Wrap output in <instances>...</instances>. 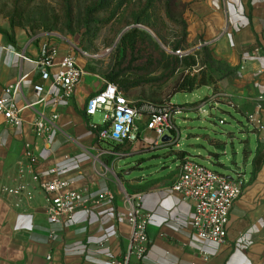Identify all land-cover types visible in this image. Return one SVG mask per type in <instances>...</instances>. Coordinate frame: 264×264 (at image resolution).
<instances>
[{
    "label": "crops",
    "instance_id": "crops-1",
    "mask_svg": "<svg viewBox=\"0 0 264 264\" xmlns=\"http://www.w3.org/2000/svg\"><path fill=\"white\" fill-rule=\"evenodd\" d=\"M188 2L194 3L189 9L188 43L201 38L219 66L214 73L206 71L213 82L203 87L212 91V97L191 109L198 110L221 94L226 100L218 105H227L246 118L257 113L258 98L264 95V0ZM15 42L11 45L0 33V95L22 79L20 106L41 98L45 101L23 113L19 128L9 127L0 118V264H110L113 259H124L132 237L127 194L139 196L142 209L151 215L147 255L142 263L132 258L130 264H264V111L259 115L263 128L250 127L244 146L248 157L244 171L234 170L235 174L243 171L246 186L230 214L228 243L218 245L193 234V206L172 187L180 174L182 155L206 167H218L223 173L215 172L229 178L233 170L220 161L219 155H203L205 148L200 145L193 146L196 156L181 151L179 117L166 141L147 128L146 116L139 123L140 141L136 144L100 141L93 126L101 127L104 118L98 124V113L93 117L86 114L89 99L107 86L95 67L99 57L73 46L56 45L61 56H74L84 72L69 97L61 100L64 91L44 81L36 66L55 44L49 45L46 38L34 43L19 35ZM37 86L44 87L45 92L36 93ZM54 114L58 120L52 141L36 139V120L41 115L49 120ZM196 138L218 147V141L209 135ZM27 144L37 155L35 162L26 158ZM34 175L40 182L65 179L89 195L91 203L78 210L73 223L52 226L45 194L32 179ZM19 183L28 186L30 199L1 192V187ZM105 192L111 193L113 200L96 203Z\"/></svg>",
    "mask_w": 264,
    "mask_h": 264
},
{
    "label": "rangeland",
    "instance_id": "rangeland-1",
    "mask_svg": "<svg viewBox=\"0 0 264 264\" xmlns=\"http://www.w3.org/2000/svg\"><path fill=\"white\" fill-rule=\"evenodd\" d=\"M188 3V0L170 4L169 0H103L100 6V0H0V31L9 33L15 41L17 35L34 43L46 38L49 45L84 50L99 57L95 67L105 76L121 59V39L136 23L143 25L140 29L147 33L145 38L166 56L175 52L177 43H182V48L193 51L194 55L198 52L196 48L200 51L207 47L201 38L191 45L188 43L189 9L194 4ZM198 60L197 67L179 69L168 81L162 80L161 72L152 74V83L130 91L126 98L134 105L170 101L181 108L177 115L180 150L196 156L193 146H203V155L208 152L219 155L220 161L233 170L229 176L234 178V170L244 171L248 160L244 147L251 131L248 119L227 105L208 103L202 109H191L212 97V91L205 87L173 96L178 83L204 73L201 57ZM103 118L104 113L99 112L95 122L101 124ZM221 120L225 124H220ZM200 134L217 140L218 147L211 146L206 139L198 141L196 135ZM251 146L253 152L254 141ZM207 166L223 173L218 167Z\"/></svg>",
    "mask_w": 264,
    "mask_h": 264
},
{
    "label": "built area",
    "instance_id": "built-area-1",
    "mask_svg": "<svg viewBox=\"0 0 264 264\" xmlns=\"http://www.w3.org/2000/svg\"><path fill=\"white\" fill-rule=\"evenodd\" d=\"M170 53L183 58L193 54V51L184 49ZM255 53L259 55L260 49H255ZM85 56L91 58L87 53ZM36 66L44 81H49L54 87L64 91L61 100L69 97V93L80 83L84 74L77 59L72 55L61 56L56 45L49 47L47 55L38 60ZM22 87L23 80L21 79L6 87L0 95V118L4 119L5 123L12 128L22 126L23 113L27 109L45 101V98H41L36 103L20 106L18 97L22 92ZM35 91L38 94H43L45 89L42 86H37ZM225 100L219 94L214 96L212 103L218 105ZM256 109L257 113L248 114L247 119L251 127L261 129L263 123L259 115L264 111V95L258 98ZM180 111L182 109L174 106L170 101L156 105L143 103L141 106H136L127 100L117 86L108 82L105 90L91 97L86 106V114L89 117H93L99 112L104 113L103 125L101 127L93 126L98 139L111 141L121 146H131L140 141L139 123L144 116L148 119L147 128L153 131L159 140L164 139L167 134L175 130V119ZM57 120V114L52 115L49 120L41 115L33 127L36 139L50 143L53 133L57 129L54 124ZM223 123L220 121V124ZM26 158L32 162L37 160V155L30 144L26 145ZM57 172L58 170H53L55 175ZM32 179L39 182V187L45 194L46 213L52 226L73 223L78 210L91 203L89 195L74 189L72 183L65 179L56 177L47 182H40L36 175ZM245 186L246 180L242 171H237L235 177L230 180L225 175L186 158L182 161L180 174L172 191L180 195L184 202L191 203L193 206V234L205 241L226 245L230 214L235 203L242 197ZM1 192L20 200L30 199L28 186L25 183H19L15 187L3 186ZM112 200L113 195L105 192L98 196L96 203H110ZM139 200V196L128 197L131 207L129 218V223L132 226L131 241L124 259H113L110 264H130L132 258L142 263L147 255L150 243L148 226L151 215L142 209ZM20 205L21 202H18V206ZM51 236H54V232Z\"/></svg>",
    "mask_w": 264,
    "mask_h": 264
},
{
    "label": "trees",
    "instance_id": "trees-1",
    "mask_svg": "<svg viewBox=\"0 0 264 264\" xmlns=\"http://www.w3.org/2000/svg\"><path fill=\"white\" fill-rule=\"evenodd\" d=\"M174 2L176 0H169V4ZM102 3L103 0H100V6H103ZM142 26L141 23H136L123 35L120 42L123 55L104 76L108 83L117 86L126 96L130 91L152 83L150 79L152 74L161 72L162 80L168 81L179 69L197 67L199 64L198 57L202 59L201 65L205 67L204 73L200 76V79L198 76L187 77L178 83L174 89L173 96L176 93H191L197 88L213 82L212 77H207L206 71L209 70L214 73L219 66L212 58L208 47H203L196 55L191 54L183 58L173 54L166 56L149 39L145 38L147 33L140 29ZM0 33L7 38L11 45L14 46L16 44L9 33L1 31ZM182 47V43H177L174 51L184 50ZM136 106H141V104ZM109 143L112 144L113 142ZM181 157L182 161L187 158L184 155Z\"/></svg>",
    "mask_w": 264,
    "mask_h": 264
},
{
    "label": "water",
    "instance_id": "water-1",
    "mask_svg": "<svg viewBox=\"0 0 264 264\" xmlns=\"http://www.w3.org/2000/svg\"><path fill=\"white\" fill-rule=\"evenodd\" d=\"M167 139H168V137L166 136V137H164L163 141H166ZM229 179L231 180L233 178L232 177H229Z\"/></svg>",
    "mask_w": 264,
    "mask_h": 264
}]
</instances>
